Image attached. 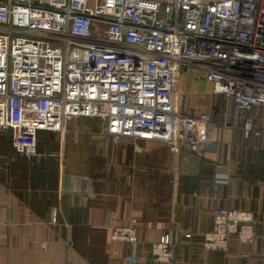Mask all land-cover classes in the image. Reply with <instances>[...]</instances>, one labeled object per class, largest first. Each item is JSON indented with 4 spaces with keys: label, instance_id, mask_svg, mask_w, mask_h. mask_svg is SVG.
<instances>
[{
    "label": "built area",
    "instance_id": "built-area-1",
    "mask_svg": "<svg viewBox=\"0 0 264 264\" xmlns=\"http://www.w3.org/2000/svg\"><path fill=\"white\" fill-rule=\"evenodd\" d=\"M189 67L244 113L243 138L260 136L250 111L264 104V0H0V133L11 134L0 177L9 186L13 163L39 157L37 129L64 133L74 116L99 119L113 143H208L210 115L174 109ZM254 222L248 210L219 208L202 247L249 243ZM110 231L134 255L137 219ZM172 247L164 233L150 253L173 262Z\"/></svg>",
    "mask_w": 264,
    "mask_h": 264
},
{
    "label": "crops",
    "instance_id": "crops-1",
    "mask_svg": "<svg viewBox=\"0 0 264 264\" xmlns=\"http://www.w3.org/2000/svg\"><path fill=\"white\" fill-rule=\"evenodd\" d=\"M213 88L191 67L174 88L178 113L210 115L206 144L111 143L103 129L77 127L84 117L75 116L62 134L37 129L39 157L13 163L9 186L0 177V264H264V104L250 111L260 136L243 138L244 113ZM10 136L0 133V153L11 151ZM219 208L253 214L251 242L229 236L223 251L202 247ZM130 218L137 219L134 255L110 236ZM164 233L173 262L150 253Z\"/></svg>",
    "mask_w": 264,
    "mask_h": 264
},
{
    "label": "rangeland",
    "instance_id": "rangeland-1",
    "mask_svg": "<svg viewBox=\"0 0 264 264\" xmlns=\"http://www.w3.org/2000/svg\"><path fill=\"white\" fill-rule=\"evenodd\" d=\"M77 117V116H76ZM101 123L102 122H99L98 120L92 118V117H84L82 118L81 120V123H77V127H81V129H89V131H91L92 129L93 130H98L97 132H99L100 130H102V127H101ZM66 126V125H65ZM103 126V125H102ZM68 128V127H67ZM66 131V127H65V130ZM62 134V133H61ZM100 135V133H99ZM102 135V134H101ZM103 136V135H102ZM105 137V136H103ZM95 140V139H94ZM124 140V139H123ZM123 142V141H122ZM67 143H69V141L67 140ZM111 143H113L111 141ZM160 143H163V142H160ZM166 144V143H165Z\"/></svg>",
    "mask_w": 264,
    "mask_h": 264
},
{
    "label": "trees",
    "instance_id": "trees-1",
    "mask_svg": "<svg viewBox=\"0 0 264 264\" xmlns=\"http://www.w3.org/2000/svg\"><path fill=\"white\" fill-rule=\"evenodd\" d=\"M10 152H11V151H10ZM10 152H8V153H10ZM49 168H50V173H49V174L52 175V176L55 175V171H53V168H54V167H53V166H52V167L49 166Z\"/></svg>",
    "mask_w": 264,
    "mask_h": 264
},
{
    "label": "water",
    "instance_id": "water-1",
    "mask_svg": "<svg viewBox=\"0 0 264 264\" xmlns=\"http://www.w3.org/2000/svg\"><path fill=\"white\" fill-rule=\"evenodd\" d=\"M137 150H139V149H137Z\"/></svg>",
    "mask_w": 264,
    "mask_h": 264
}]
</instances>
